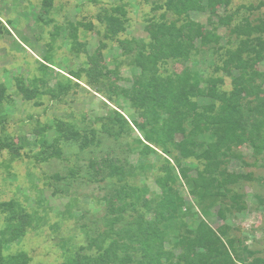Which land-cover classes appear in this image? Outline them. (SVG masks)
<instances>
[{
	"label": "rangeland",
	"instance_id": "obj_1",
	"mask_svg": "<svg viewBox=\"0 0 264 264\" xmlns=\"http://www.w3.org/2000/svg\"><path fill=\"white\" fill-rule=\"evenodd\" d=\"M201 2L205 5V0ZM42 3L43 0H0V83L11 100L5 107L4 125L0 124V143L11 141L19 152L13 157L7 150L0 151V203L14 201L22 212L34 218L31 225L24 227L21 238L5 246L6 254L23 252L29 258L28 264H62L69 253L82 252L88 238L103 230L105 199L123 184L107 176L102 181L101 174L89 172V160L104 158L109 152L126 170L136 168L143 159L146 164H164L165 156L159 160L155 155L142 156L138 160L144 146L136 142L143 135L135 124H141L143 119L122 93L131 90L140 76L130 55L124 54L122 42L130 38L146 40L145 25L159 20L163 11L153 10L150 2L142 0H52L47 18L38 21ZM115 7L124 11L121 16L126 20L124 32L108 39L105 15H117L110 11ZM211 13L189 11L195 22L211 23L217 28L219 43L202 46L196 40L197 51L184 64L169 60L158 66L162 77L188 70L202 79L222 77L224 84L218 89L226 92L231 89L230 79L221 70L227 63L226 49L238 45L233 28L245 18L252 23L258 17L263 18L264 0H232L225 10L217 8ZM225 15H232L234 21L220 24L219 19ZM173 19V15H166V20ZM7 20L12 23L7 24ZM55 28H58L56 37L51 34ZM43 57L49 61L41 62ZM254 68L264 72V63ZM15 78L22 79L26 86L37 78L41 97L25 101L16 89ZM57 84L64 86L61 89L66 92L56 99L46 91ZM261 88L264 91V81ZM114 111L131 124L125 131L110 122ZM58 123L77 129L81 136H89L95 130V143L99 145L91 144L89 149L81 150L79 142L62 138V126L58 131ZM40 139L48 145L57 143L62 158L37 159L40 146L36 142ZM235 154L238 157L233 158L227 169L228 177L234 181L228 188L230 193L241 197V210L232 211L222 220L216 204L205 209L201 216L223 241L239 239L257 256L264 257V166L259 161L254 163L250 148L241 147ZM184 165L192 176L195 170L203 169L194 159L184 160ZM72 168L74 175L69 171ZM158 173L143 171L132 183L158 192L154 182ZM188 189L181 188L179 196L184 207H195V198ZM195 208L193 212H199ZM5 218V213L0 214V231L7 227ZM6 234L7 231L0 237Z\"/></svg>",
	"mask_w": 264,
	"mask_h": 264
},
{
	"label": "trees",
	"instance_id": "obj_2",
	"mask_svg": "<svg viewBox=\"0 0 264 264\" xmlns=\"http://www.w3.org/2000/svg\"><path fill=\"white\" fill-rule=\"evenodd\" d=\"M51 1L43 0L38 21L47 18ZM142 1L150 2L153 10L163 12L159 20L145 25L146 40L130 38L122 42L124 54L130 55L133 67L140 72L132 89L122 93L143 119L141 124H135L143 135L136 142L144 146L138 160L149 155H155L158 160L166 158L159 166L146 164L141 159L139 166L128 170L123 169L120 160L109 152L104 158L89 160V172L101 174L102 181L107 176L123 184L105 199L106 213L101 217L103 230L88 238L82 252L69 253V258L62 264H264V257L257 256V252L243 245L241 240L223 241L201 216L205 209L216 204L222 220L232 211L241 210V197L230 193L228 188L234 181L228 177L227 169L233 158L238 157L236 150L250 148L254 163L259 161V165L264 166V91L261 88L264 72L254 68L264 63V14L254 23L245 18L233 28L235 40L239 39L238 45L226 49L227 63L221 70L223 76L230 79L231 89L226 92L218 89L224 84L222 77L202 79L188 70L162 77L158 66L169 60L184 64L197 51L196 40L202 46L217 45L221 38L215 33L217 28L211 23L195 22L189 11L210 10L213 13L217 8L225 10L232 0H205V5L202 0ZM110 11L117 15H105L108 39L123 33L126 21L121 17L124 14L122 7ZM168 13L175 19L166 20ZM233 21L232 15L219 19L220 24ZM8 23L12 22L7 20ZM57 29L51 33L55 37ZM40 59L41 62L49 61L47 57ZM15 80L16 89L25 101L41 97L37 78L32 79L31 87L20 78ZM61 87L57 84L53 89L47 88L46 92L57 99L66 92ZM6 93V87L0 83V124L5 121V107L11 101ZM204 100L207 102L202 103ZM110 122L116 123L121 131L131 125L115 111ZM60 126L62 138L79 142L81 150L89 149L91 144L93 147L99 145L95 143L97 138L93 129L89 136H81L80 131L69 125H57L58 131ZM114 135L117 139L118 135ZM36 144L40 146L37 159L62 158L57 143L48 145L40 139ZM2 150H7L13 157L19 155L18 149L8 140L0 143ZM187 159L201 163L203 169L190 175L189 167L184 165ZM69 171L74 175L75 169ZM143 171L159 172L154 175L158 192L132 183ZM184 186L195 198L199 212H193L194 206L184 207L179 196V190ZM4 213L7 227L0 234L4 235L5 231L7 234L0 237V264H28L25 253L6 254L4 248L21 238L24 227L31 225L34 218L30 213L22 212L14 201L0 203V214ZM147 215H151L150 218ZM187 219L195 220L196 224L192 226Z\"/></svg>",
	"mask_w": 264,
	"mask_h": 264
}]
</instances>
